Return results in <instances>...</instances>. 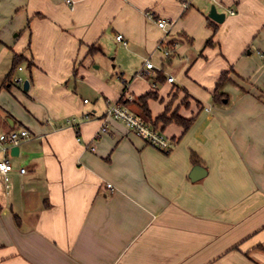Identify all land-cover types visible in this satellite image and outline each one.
<instances>
[{"label": "crops", "instance_id": "1", "mask_svg": "<svg viewBox=\"0 0 264 264\" xmlns=\"http://www.w3.org/2000/svg\"><path fill=\"white\" fill-rule=\"evenodd\" d=\"M73 1L72 9L65 0H0V63L19 54L30 68L6 76L7 89L25 94L14 88V100L0 98V131L32 134L10 153L9 187L0 174V264H264V0ZM213 4L223 22L209 17ZM165 36L168 57L158 48ZM108 38L125 49L115 51L121 89L87 62L105 54ZM225 71L232 82L218 103L212 95ZM175 85L193 96L184 107L182 92L175 109L198 116L185 133L164 128L168 151L81 101L84 91L107 107L131 95L122 102L137 114L140 95L167 99ZM165 104L149 101L153 118ZM196 166L204 176L193 180Z\"/></svg>", "mask_w": 264, "mask_h": 264}, {"label": "built area", "instance_id": "2", "mask_svg": "<svg viewBox=\"0 0 264 264\" xmlns=\"http://www.w3.org/2000/svg\"><path fill=\"white\" fill-rule=\"evenodd\" d=\"M65 1L72 9L74 8L73 0ZM190 1L191 0H183V4L185 6H188ZM231 13H234V11L232 10ZM146 14L149 18L155 19V15L151 11H147ZM157 22L159 27L167 30L169 26V22L167 20L158 19ZM116 38L117 40L126 43V40L124 39L122 34H118ZM166 38L167 36H165L159 42L158 48L163 51L165 57H168L171 52L170 49L165 48ZM144 66L150 69L154 67V64L150 59H147ZM139 73L143 74L144 71L141 70V72ZM168 80L173 81L174 78L170 76ZM14 82L22 86L24 85V80L21 77L14 78ZM153 87H157V85L154 83ZM85 102H88V100L85 99ZM206 110H209V108H206ZM85 117L89 118L90 114H86ZM106 117H111L122 122L129 128V130L136 133L137 135L145 139L149 144L160 150L168 151L173 145L170 138L161 129L155 128L145 122L140 116L130 110L120 99L108 103ZM69 122L75 123L76 118H71ZM106 130L107 124H104L101 131L104 132ZM31 136L32 134L30 130L26 127L12 129L9 131H0V154H2V158L0 159V174L3 177L6 187L10 186V172L14 169V166L10 161L11 148L14 146H19L22 142L30 139ZM20 172L25 173L26 168H20ZM108 187L113 189V186L111 184H108Z\"/></svg>", "mask_w": 264, "mask_h": 264}, {"label": "rangeland", "instance_id": "3", "mask_svg": "<svg viewBox=\"0 0 264 264\" xmlns=\"http://www.w3.org/2000/svg\"><path fill=\"white\" fill-rule=\"evenodd\" d=\"M107 43L109 44L108 45L109 48L108 47L106 48L104 55H102L101 53H97L93 56H90L87 62L89 63L88 65L90 66V68L98 73L99 78L105 81L113 89H119V88L121 89L123 87L122 79L120 78V76H117L116 74V72L121 71L120 66L118 64V59L120 60L121 58L120 57L116 58L115 51L118 50L122 54L125 49L124 46L120 45L117 41H115L114 38H110V39L108 38ZM93 58L95 59L94 61ZM12 59L13 58L9 59L8 57H5L0 63V89L1 87H3L2 89H4V91L0 93V98L3 102L9 101L6 100L5 94L6 95L8 94L7 96L10 97V99L14 98V96L11 93H9V91H11L14 88L17 89L23 95L25 94V91H23V89L19 87V85L18 86L13 85L12 87L14 88L12 89L9 88L10 90L6 88L9 83V80L6 79V76L8 75L10 69L12 68V62H13ZM114 65L117 66L114 67ZM19 66H21L20 69H22L23 71L19 72L18 71L19 69L17 68L16 72L27 76L29 74V69H30L28 61L23 60ZM97 66H99V68H96ZM123 77L127 80H130L132 78V75L126 74ZM12 83H14V80L12 81ZM181 95L182 92L176 91V89L173 87L168 98L164 99V102L166 101L165 105L171 104L172 110L173 109L178 110V108L175 109V105L179 100V98L181 97ZM85 97L87 98L88 101H90L91 105L95 103L99 106L106 107V109L108 108L106 100L104 99V97H102V95H100L97 98L96 95H93L92 93H88V91H84V94L81 98L82 102ZM124 98H126L128 101L133 100V97L131 95H125V97L121 98V101H123ZM181 104H183L184 107H188L191 104V100L189 98L187 99L186 95H184L183 99L181 100ZM196 169L200 170L202 169V167L196 166Z\"/></svg>", "mask_w": 264, "mask_h": 264}, {"label": "trees", "instance_id": "4", "mask_svg": "<svg viewBox=\"0 0 264 264\" xmlns=\"http://www.w3.org/2000/svg\"><path fill=\"white\" fill-rule=\"evenodd\" d=\"M210 20V19H209ZM210 42V40H209ZM172 44V42H168L165 46V48L169 49V46ZM3 45L2 40L0 39V47ZM99 49L96 46H91L89 48V53H92L94 51H98ZM24 60V58L22 57V55L19 54H15L14 58H13V63H12V68L11 71L8 75L9 80H11V76L13 74V72L19 67L20 63ZM155 80L156 82H164L166 80V76L164 75V73H162V71H157L156 75H155ZM232 82V79L229 77V72H223L221 74V76L219 77V79L217 80L216 83V88L215 91L213 92L212 98L215 102L218 103H224L223 101L228 98V93L224 91V86L229 83ZM174 88L176 89V91L178 92H184L186 94L187 99L193 97L191 94H189L187 92V90L185 88H182L180 86L175 85ZM151 99H159L161 100V102H164V99H161L159 97V93L155 90H151L146 92L145 94H142L138 97V99L136 100V106H137V114L138 116H140L145 122H147L148 124H150L151 126L155 127V128H159L162 131L164 130V128L173 123L176 125H179L183 128V133H185L186 131L189 130V128L193 125V123L195 122L198 114H194L191 117H185L183 115H181L178 110H172L171 108V104L165 105V109L163 111V113H161L160 115H158L156 118H153L151 109L149 107V101ZM121 100V98H120ZM197 101V100H196ZM198 105L201 107V103L199 101H197ZM164 132V131H163ZM177 139V138H174ZM180 139V138H178ZM191 158L193 160V162H198V155L195 152H192ZM16 220L19 223V217L16 216L15 217Z\"/></svg>", "mask_w": 264, "mask_h": 264}, {"label": "water", "instance_id": "5", "mask_svg": "<svg viewBox=\"0 0 264 264\" xmlns=\"http://www.w3.org/2000/svg\"><path fill=\"white\" fill-rule=\"evenodd\" d=\"M209 17L213 20H215L216 22H223L224 18H225V14L224 13H221V12H218L216 6L213 4L211 6V9H210V12H209ZM29 80H25L24 81V90H28L29 89ZM19 151H20V146H14L11 148V155H18L19 154ZM204 176V172L202 171H199L198 170H194L192 173H191V178L193 180H197V179H200L201 177Z\"/></svg>", "mask_w": 264, "mask_h": 264}]
</instances>
